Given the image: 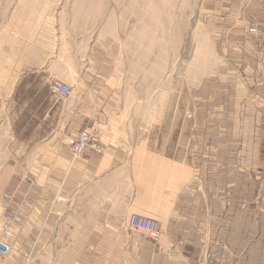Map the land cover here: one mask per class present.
I'll return each instance as SVG.
<instances>
[{
    "label": "crops",
    "instance_id": "1",
    "mask_svg": "<svg viewBox=\"0 0 264 264\" xmlns=\"http://www.w3.org/2000/svg\"><path fill=\"white\" fill-rule=\"evenodd\" d=\"M52 7L35 0L14 11L7 25L19 34L13 66L19 58V80L41 75L45 82L78 80L84 88L60 100L45 91L37 109L24 112L30 128L48 132L27 158L35 185L25 173L11 191L1 189L0 222L13 234L0 239L9 248L0 252V264H264V166L258 164L264 143L246 136L261 123L211 116L174 122L173 148L175 138L165 144L164 121L127 122L118 109H93L116 96L113 81L107 72L95 74L94 43L78 53V27L59 21ZM237 9L222 11L212 33L226 82L236 89L237 114L264 115L260 41L251 37L254 29L247 33L250 23L237 19ZM234 108L217 110L227 116L225 109ZM81 132L94 137L100 153L73 158ZM132 213L160 222L157 242L130 229Z\"/></svg>",
    "mask_w": 264,
    "mask_h": 264
},
{
    "label": "rangeland",
    "instance_id": "2",
    "mask_svg": "<svg viewBox=\"0 0 264 264\" xmlns=\"http://www.w3.org/2000/svg\"><path fill=\"white\" fill-rule=\"evenodd\" d=\"M32 1L35 0H0V191L4 189V192L11 191L18 177L28 171L27 158L35 147L34 142L48 132L30 128L25 110L37 109L36 102L45 91L58 99L50 93L51 85L56 82H45L41 75H26L19 80L23 77L19 75L22 72L19 58L17 67L13 66V46L17 41L18 47L19 34L14 36L12 24L7 25L20 4ZM48 1L53 3L59 21L61 16L63 24L69 20L70 25L78 27L77 44L82 45L78 53L91 43L96 46L92 51L96 59L92 66L95 74L107 72L113 81L116 96L101 99L102 103L93 109H118L127 122L164 121L165 139L169 140L165 144L173 145L175 138L173 148L178 144V130L173 136L174 122L211 116L212 121L227 118L230 123L238 120L243 126L246 118L253 117L261 123L260 129L257 123L246 130V136L258 137L264 143V115H248L243 111L238 115L234 108L236 89L226 82V67L221 64L219 46L212 33L222 11L232 9L234 12L238 8L237 19L250 23L247 33L251 34L250 29H254L251 37L260 41L259 67L264 75V0ZM19 54L17 51V57ZM235 73L238 74L236 70ZM61 83L71 88L74 97L84 88V83L78 80ZM221 106L234 109H225L230 111L227 117L217 110ZM82 133L89 134L98 144L90 133ZM259 149L263 155L260 159L258 156V164L263 167L264 144ZM70 153L72 155L71 149ZM24 179L31 186L35 185V180L27 173ZM0 210L3 218L1 207ZM12 234L10 228L0 222V239Z\"/></svg>",
    "mask_w": 264,
    "mask_h": 264
},
{
    "label": "built area",
    "instance_id": "3",
    "mask_svg": "<svg viewBox=\"0 0 264 264\" xmlns=\"http://www.w3.org/2000/svg\"><path fill=\"white\" fill-rule=\"evenodd\" d=\"M53 95L61 98L70 94L67 87H54L51 92ZM72 155L74 157L86 156L89 152L100 153V146L94 143L87 134L79 135L72 148ZM130 229L138 232L145 233L146 237L153 242L158 241L161 233L160 222L150 218L139 217L136 214H132L128 219Z\"/></svg>",
    "mask_w": 264,
    "mask_h": 264
},
{
    "label": "bare ground",
    "instance_id": "4",
    "mask_svg": "<svg viewBox=\"0 0 264 264\" xmlns=\"http://www.w3.org/2000/svg\"><path fill=\"white\" fill-rule=\"evenodd\" d=\"M67 87L68 89H69V91H70V94L68 95V96H66V97H62L61 98V96L60 97H58V96H55V95H53L51 92H52V89L54 88V87ZM50 93L54 96V97H56V98H58V99H67L68 97H70L71 96V94H72V90H71V88L69 87V86H67V85H65V84H63V83H61V82H56V83H54V84H52L51 85V87H50ZM82 134H87V133H82ZM81 135V134H80ZM89 137H90V135L89 134H87ZM79 136V135H78ZM91 138V137H90ZM76 140V139H75ZM92 140V139H91ZM75 142V141H74ZM74 142H73V144H74ZM76 158H79V157H76ZM133 214H136V213H133ZM132 215V214H131ZM130 215V216H131ZM137 216H139V217H143V218H145L144 216H140V215H138V214H136ZM146 218H149V217H146ZM150 219H152V218H150ZM154 220H156V219H154ZM158 221V220H157ZM160 226H161V224H160ZM132 230V229H131ZM7 231V230H6ZM134 231V230H133ZM143 233V232H142ZM9 234V233H8ZM144 235H145V233H144ZM145 237H146V235H145ZM160 237H161V233H160V236H159V238H158V240L160 239ZM147 238V237H146ZM148 239V238H147ZM149 240V239H148ZM157 242V241H156ZM1 243V242H0ZM3 244V243H2ZM3 245H5V244H3ZM6 246V245H5ZM7 248H8V246H6ZM8 250H9V248H8ZM8 250H7V252H8ZM6 252V253H7ZM2 253V252H1Z\"/></svg>",
    "mask_w": 264,
    "mask_h": 264
},
{
    "label": "water",
    "instance_id": "5",
    "mask_svg": "<svg viewBox=\"0 0 264 264\" xmlns=\"http://www.w3.org/2000/svg\"><path fill=\"white\" fill-rule=\"evenodd\" d=\"M7 250H8V248L5 245H3L2 243H0V252L6 253Z\"/></svg>",
    "mask_w": 264,
    "mask_h": 264
}]
</instances>
